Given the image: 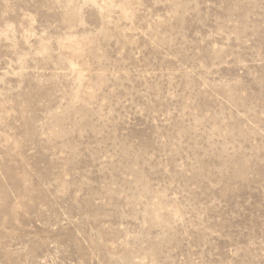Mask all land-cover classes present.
<instances>
[{"label": "rangeland", "instance_id": "374dc122", "mask_svg": "<svg viewBox=\"0 0 264 264\" xmlns=\"http://www.w3.org/2000/svg\"><path fill=\"white\" fill-rule=\"evenodd\" d=\"M0 264H264V0H0Z\"/></svg>", "mask_w": 264, "mask_h": 264}]
</instances>
